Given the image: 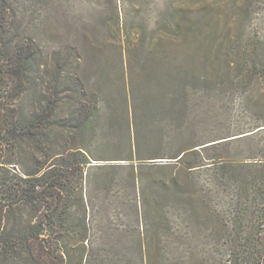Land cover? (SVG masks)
I'll return each mask as SVG.
<instances>
[{
    "label": "rangeland",
    "instance_id": "374dc122",
    "mask_svg": "<svg viewBox=\"0 0 264 264\" xmlns=\"http://www.w3.org/2000/svg\"><path fill=\"white\" fill-rule=\"evenodd\" d=\"M26 2L42 51L101 93L90 147L91 166L101 167L87 168V231H177L168 262L200 264L211 231L221 229L207 206L215 162L264 143V130L243 137L264 125V0ZM30 102L20 101L24 109ZM150 162L170 169L140 166ZM191 165L199 167L187 172ZM169 172H180V194L151 188L150 177ZM156 216L165 220L159 230Z\"/></svg>",
    "mask_w": 264,
    "mask_h": 264
},
{
    "label": "trees",
    "instance_id": "16d2710c",
    "mask_svg": "<svg viewBox=\"0 0 264 264\" xmlns=\"http://www.w3.org/2000/svg\"><path fill=\"white\" fill-rule=\"evenodd\" d=\"M32 18L26 0H0V264H111L122 258L173 264L168 254L178 251L177 231L103 225L106 231H87V168L101 167L91 166L90 148L101 93L84 85L80 74L66 73L67 60L42 51ZM24 96L31 97L28 109L20 103ZM262 130L242 134L249 140ZM195 151L176 157V164ZM246 152L214 164L207 206L214 204L221 229L211 231L200 264H264V143ZM126 166L133 171V163ZM140 166L170 169L156 162ZM178 173L150 177L151 188L180 194ZM154 218L159 230L164 217ZM122 250L131 256H120Z\"/></svg>",
    "mask_w": 264,
    "mask_h": 264
}]
</instances>
